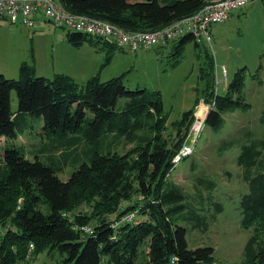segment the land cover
<instances>
[{
    "label": "trees",
    "instance_id": "obj_1",
    "mask_svg": "<svg viewBox=\"0 0 264 264\" xmlns=\"http://www.w3.org/2000/svg\"><path fill=\"white\" fill-rule=\"evenodd\" d=\"M56 1L70 13L98 18L130 32H152L197 13L213 0ZM67 36L76 47L84 42L103 43L77 32ZM192 40L187 35L176 43L178 58ZM246 77L247 68L238 70L225 93L217 94L214 59L206 54L200 79L206 83L205 99L214 103L206 123L215 130L222 128L226 111L250 107L244 96ZM13 90L18 93L17 113L11 109ZM121 98L128 102L117 110ZM194 114V109L185 112L172 124L175 133L168 135L161 92L130 91L123 77L102 82L97 74L80 84L62 73L37 77L27 62L21 64L17 79L0 73V140L17 139L19 120L27 125L30 115L43 120L45 134L59 135L66 142L63 155L78 157L81 141L93 146L89 161L81 163L66 182L59 178L56 165L31 161L20 149L6 148L0 164V264H27L31 244L30 257L57 253L62 257L59 264H136L144 245L148 247L146 264H214V248L190 249L186 228L174 219L193 220L194 227L202 230L208 226V217L195 216V221L194 213L185 214L188 198L183 188L168 181ZM111 136L135 149L120 155L111 148L107 152L95 148ZM249 138L238 159L250 189L240 201L241 226L255 227V235L245 246L241 264H264V138ZM134 197L137 202L123 207ZM39 203H49L50 212L39 210ZM135 211L133 222L120 221ZM222 211L215 204V213ZM74 225L91 227L93 233L74 229Z\"/></svg>",
    "mask_w": 264,
    "mask_h": 264
},
{
    "label": "rangeland",
    "instance_id": "obj_2",
    "mask_svg": "<svg viewBox=\"0 0 264 264\" xmlns=\"http://www.w3.org/2000/svg\"><path fill=\"white\" fill-rule=\"evenodd\" d=\"M257 2L260 3L250 8L249 17L242 15L233 21L235 23L227 21L212 26L213 29L218 27L219 31L211 33V43L188 42L180 58L176 54V43L179 44L184 36L175 43L137 52L127 48L113 49L101 42H84L76 47L67 36L75 31L56 26L41 16L36 17L40 21L34 27H24L27 32L23 33L16 31L20 25L12 29L10 27L14 26L9 21L0 19L9 25L0 29V73H4L6 78L17 79L21 64L27 62L35 68L37 77L53 78L56 72L63 71L75 76L99 73L102 82L123 77L130 91L161 92L169 135L175 133L172 124L181 120L185 112L194 109L195 113L203 115L210 106L204 97L206 83L200 79L207 53L214 59L215 91L219 95L225 93L238 70L247 68L244 96L250 107L223 113L224 123L219 131L206 123L193 155L179 163L168 180L183 188L188 198L185 214L194 213L195 221V216L208 217L209 220L208 226L200 230L194 227L193 220L174 217L179 225L186 228L190 249L212 247L215 250L214 264H241L245 260V246L255 235V227L245 229L241 226L240 201L250 189L243 179L244 169L238 159L242 145L250 140L249 136L264 138V4ZM127 102L126 98L119 99L116 109H123ZM11 109L13 113L19 109L16 90L11 92ZM21 122L17 127V139L0 140V164L6 148H18L31 161L39 159L46 165L59 167L57 174L66 182L81 163L89 161L91 144L81 141L78 157L63 155L68 145L59 135L45 134L41 118L29 115L27 125L19 120ZM95 148L100 152L111 148V151L124 155L132 152L135 146L123 141L118 143L111 136ZM23 201V198L19 199L20 204ZM137 201L138 197H134L123 207ZM215 204L223 207L221 213H215ZM38 209L49 213V203H39ZM80 211L86 212L83 208ZM131 213L137 214L136 211ZM31 255L29 252L27 264H59L62 259L57 253ZM148 261V247L144 245L136 264Z\"/></svg>",
    "mask_w": 264,
    "mask_h": 264
},
{
    "label": "built area",
    "instance_id": "obj_3",
    "mask_svg": "<svg viewBox=\"0 0 264 264\" xmlns=\"http://www.w3.org/2000/svg\"><path fill=\"white\" fill-rule=\"evenodd\" d=\"M257 1L264 2V0H213L197 13L152 32H130L98 18L70 13L56 0H0V19L9 21L13 25L34 27L36 22L40 21L36 17L41 16L56 26L67 27L77 33L94 37L118 49L127 48L137 52L143 48L166 46L187 35H191L196 42L211 43L212 26L224 23L233 12ZM213 107L214 103L207 106L208 110L203 115L194 114L195 121L186 142L174 158L175 167L193 155L205 128L206 116ZM135 216L136 213H129L121 222H133ZM73 228L85 233H93L90 227L79 228L74 225ZM33 250L34 245L31 244L30 252Z\"/></svg>",
    "mask_w": 264,
    "mask_h": 264
},
{
    "label": "crops",
    "instance_id": "obj_4",
    "mask_svg": "<svg viewBox=\"0 0 264 264\" xmlns=\"http://www.w3.org/2000/svg\"><path fill=\"white\" fill-rule=\"evenodd\" d=\"M257 3H260V2H255V3H253V4H250V5H248L247 7H245V8H242V9H240V10H237V11H235V12H233L231 15H230V18L228 19V20H226L225 22H229L230 21V23H235V22H233L236 18H240L242 15H246V17H249V11H251L250 10V8H252V7H254V5H256ZM263 4H264V2H262ZM251 6V7H250ZM248 7H249V9H248ZM224 22V23H225ZM11 26H14V27H10V28H12V29H16V27L15 26H17V25H13V24H10ZM21 26V25H20ZM214 26H216V25H214ZM6 27H9V25H7L6 24V22H4V21H0V29H2V28H6ZM226 27V26H225ZM25 28H24V26H21V28L20 29H16V31L18 32V30H19V32H21V33H23V32H27L26 30H24ZM217 31H219V28L218 27H215V29H213L212 28V31H211V33H215V32H217ZM56 73H62V74H66V75H69L70 77H72L76 82H78V83H80V82H82V84H84V82L85 81H88L90 78H92V77H94V76H96L97 74H99V73H97V74H88V76H85L86 74L84 73V74H81V75H78V76H75V74H71V73H68V72H56ZM4 74V73H3ZM5 75V74H4ZM93 75V76H92ZM13 77H16L15 75L13 76ZM86 83V82H85Z\"/></svg>",
    "mask_w": 264,
    "mask_h": 264
}]
</instances>
